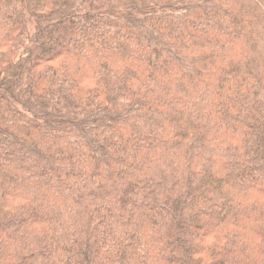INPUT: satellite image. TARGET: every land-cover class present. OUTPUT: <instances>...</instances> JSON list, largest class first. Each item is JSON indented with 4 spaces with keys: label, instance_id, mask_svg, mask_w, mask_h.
<instances>
[{
    "label": "trees",
    "instance_id": "obj_1",
    "mask_svg": "<svg viewBox=\"0 0 264 264\" xmlns=\"http://www.w3.org/2000/svg\"><path fill=\"white\" fill-rule=\"evenodd\" d=\"M0 264H264V0H0Z\"/></svg>",
    "mask_w": 264,
    "mask_h": 264
}]
</instances>
